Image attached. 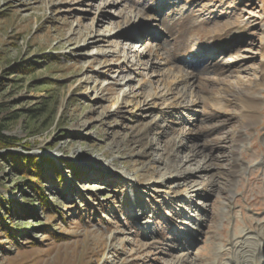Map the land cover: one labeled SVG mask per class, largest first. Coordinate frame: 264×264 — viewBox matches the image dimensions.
<instances>
[{
  "label": "rangeland",
  "instance_id": "rangeland-1",
  "mask_svg": "<svg viewBox=\"0 0 264 264\" xmlns=\"http://www.w3.org/2000/svg\"><path fill=\"white\" fill-rule=\"evenodd\" d=\"M263 68L264 0H0V264H238L264 224ZM249 82L254 123L226 92Z\"/></svg>",
  "mask_w": 264,
  "mask_h": 264
},
{
  "label": "bare ground",
  "instance_id": "bare-ground-1",
  "mask_svg": "<svg viewBox=\"0 0 264 264\" xmlns=\"http://www.w3.org/2000/svg\"><path fill=\"white\" fill-rule=\"evenodd\" d=\"M188 26H189L188 24H184L183 27L180 29L179 39H181L187 33V31L190 30ZM224 39L225 36L221 34L214 35L211 39V43L213 44V47L215 49H220L224 44L225 41ZM179 57H183V58L189 57V51L183 48V46L180 43L175 45L173 49L170 51V53L168 52L165 61L167 65L171 67ZM175 70L177 71V73L180 72V70H178L177 67L175 68ZM177 73L175 75L176 77L174 78L175 80L172 82L171 85V87L173 86V89H175L176 92L180 93L187 85L192 86L196 84V78L193 75L192 76L183 75V74L178 75ZM210 73L215 76L218 74V72L211 70L209 73L205 75L202 74L201 76H196L200 78V81L198 82L200 85V90L205 94H218V89L221 90V88H219L220 84L218 80L213 81L210 78V76H208V74L210 75ZM263 83H264V68L261 70L260 73L259 82H258L259 87L262 86ZM253 85L254 84L249 82L247 85L239 84V87L237 89L236 88L233 89V87L231 88L228 86H227L228 89H226V92H228L227 94L238 100L241 106L245 109V114L247 118L250 120V123H254L256 121L257 118L256 111L260 104V99H258V97L256 96V92L253 90L255 85L254 86ZM120 100H121L120 97H117L114 100L112 104V110L115 109L120 104ZM136 108L137 106H135V109ZM177 126H175L174 124L172 127H170L171 130L170 132L172 137L170 138V140L167 139L168 143H165L167 145L163 150L166 152L173 151V149L176 147V144L180 143L183 140L182 137L188 136L191 133L190 129L186 130L181 126L175 128ZM152 128L149 125L142 123H139L135 126L133 135L136 137L137 144H143V150L148 147V143H144L142 140L146 139L147 135L153 130ZM159 133L161 134L162 132ZM240 137L241 136L237 138L239 139L238 142L242 141V138ZM237 168L238 167L236 165L235 169ZM247 238H252V237L248 236ZM256 238H257L256 240L257 242L255 243L254 247L245 245L244 243H241L238 246V251L241 256V259L238 261V264H262L260 260V256L264 254V224L260 227L259 231L256 233Z\"/></svg>",
  "mask_w": 264,
  "mask_h": 264
},
{
  "label": "trees",
  "instance_id": "trees-1",
  "mask_svg": "<svg viewBox=\"0 0 264 264\" xmlns=\"http://www.w3.org/2000/svg\"><path fill=\"white\" fill-rule=\"evenodd\" d=\"M37 116H39V114H37L36 117ZM3 132H4L3 129L0 128V149H13L15 147V141H14V139H11V138H8V137L4 136L3 135ZM15 157H17L16 160H18V162L20 164H22V165L23 164H27V165H31L33 167L34 166H37L38 171L36 173L38 175L40 174V172L42 170V167L44 166V162L43 161H38L36 158H33V157L24 156V158H22V157L17 156V155ZM4 159L6 160L5 155H4ZM52 171H56V168L53 167L52 170H51V172ZM34 184L36 185V184H39V183H34ZM38 188H40V187L38 186Z\"/></svg>",
  "mask_w": 264,
  "mask_h": 264
}]
</instances>
